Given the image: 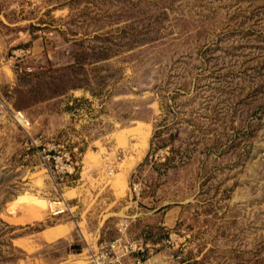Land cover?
Returning <instances> with one entry per match:
<instances>
[{"label":"rangeland","instance_id":"obj_1","mask_svg":"<svg viewBox=\"0 0 264 264\" xmlns=\"http://www.w3.org/2000/svg\"><path fill=\"white\" fill-rule=\"evenodd\" d=\"M0 94V264H264V0H0Z\"/></svg>","mask_w":264,"mask_h":264},{"label":"built area","instance_id":"obj_2","mask_svg":"<svg viewBox=\"0 0 264 264\" xmlns=\"http://www.w3.org/2000/svg\"><path fill=\"white\" fill-rule=\"evenodd\" d=\"M9 114L21 127L28 126V121L20 111L12 110ZM128 225L127 219L119 221L114 236L99 242L90 250L83 264H154L145 254L149 244L142 235H130L127 232Z\"/></svg>","mask_w":264,"mask_h":264}]
</instances>
